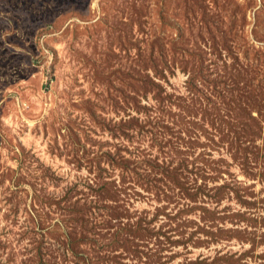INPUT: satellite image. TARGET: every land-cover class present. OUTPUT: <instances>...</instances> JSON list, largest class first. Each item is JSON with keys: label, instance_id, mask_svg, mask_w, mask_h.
Instances as JSON below:
<instances>
[{"label": "rangeland", "instance_id": "374dc122", "mask_svg": "<svg viewBox=\"0 0 264 264\" xmlns=\"http://www.w3.org/2000/svg\"><path fill=\"white\" fill-rule=\"evenodd\" d=\"M0 264H264V0H0Z\"/></svg>", "mask_w": 264, "mask_h": 264}]
</instances>
